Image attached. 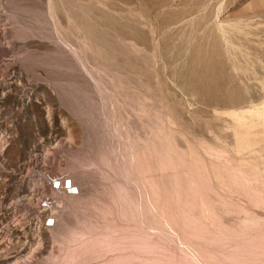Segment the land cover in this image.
Segmentation results:
<instances>
[{"label":"rangeland","instance_id":"obj_1","mask_svg":"<svg viewBox=\"0 0 264 264\" xmlns=\"http://www.w3.org/2000/svg\"><path fill=\"white\" fill-rule=\"evenodd\" d=\"M0 264H264V0H0Z\"/></svg>","mask_w":264,"mask_h":264},{"label":"bare ground","instance_id":"obj_2","mask_svg":"<svg viewBox=\"0 0 264 264\" xmlns=\"http://www.w3.org/2000/svg\"><path fill=\"white\" fill-rule=\"evenodd\" d=\"M63 7V6H62ZM53 11V14H54V9L52 10ZM51 13V12H50ZM54 19H55V15H54ZM53 19V20H54ZM59 24V23H58ZM61 38V37H60ZM62 41V40H61ZM65 43V42H64ZM66 45V44H65ZM85 64V63H83ZM93 74V73H91ZM95 75V74H94ZM93 79V78H92ZM96 82V81H95ZM102 82V81H101ZM95 85V84H94ZM99 89H101V86L99 85ZM102 90V89H101ZM105 94V93H104ZM109 98V97H108ZM109 101V100H108ZM112 105V104H110ZM107 106V105H106ZM115 120V119H114ZM116 121V120H115ZM67 179H69L70 181H68ZM54 180H58L59 182V187L56 189V188H53V182ZM67 180V181H66ZM51 190L54 192H57V191H62L65 195L67 196H75L77 194H80V191H79V186L76 184V182H74L70 177H56L55 179L52 178L51 180ZM82 194V193H81ZM80 194V195H81ZM66 196V197H67ZM56 218V217H55ZM58 229V228H57ZM254 232V231H253ZM59 233V232H58ZM241 234V232H239ZM244 233V232H243ZM246 233V232H245ZM251 232H249L248 234H250ZM255 233V232H254ZM226 235V234H225ZM238 236V235H237ZM261 235L259 234V236L257 237H260ZM252 237V236H251ZM256 238V237H255ZM254 238V239H255ZM258 240H261L262 239V236L260 238H257ZM252 240V239H251ZM256 240V239H255ZM262 242V241H261ZM260 243V242H259ZM255 251V250H254ZM257 252V251H256Z\"/></svg>","mask_w":264,"mask_h":264},{"label":"built area","instance_id":"obj_3","mask_svg":"<svg viewBox=\"0 0 264 264\" xmlns=\"http://www.w3.org/2000/svg\"><path fill=\"white\" fill-rule=\"evenodd\" d=\"M54 188H58L59 187V182L58 180H54V184H53ZM48 226L53 225V223L51 221H49V223L47 224Z\"/></svg>","mask_w":264,"mask_h":264}]
</instances>
